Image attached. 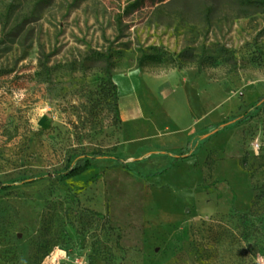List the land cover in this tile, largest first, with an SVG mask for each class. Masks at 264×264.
I'll return each instance as SVG.
<instances>
[{"label":"rangeland","instance_id":"obj_1","mask_svg":"<svg viewBox=\"0 0 264 264\" xmlns=\"http://www.w3.org/2000/svg\"><path fill=\"white\" fill-rule=\"evenodd\" d=\"M177 89L204 178L172 219L151 175ZM0 264H264V0H0Z\"/></svg>","mask_w":264,"mask_h":264},{"label":"crops","instance_id":"obj_2","mask_svg":"<svg viewBox=\"0 0 264 264\" xmlns=\"http://www.w3.org/2000/svg\"><path fill=\"white\" fill-rule=\"evenodd\" d=\"M193 94V93H192ZM175 111L168 112V123L161 128L159 125L153 132V149L155 151H165L169 157L180 155L186 156L177 163L169 166L164 171L160 169L151 175V183L158 189L160 197L165 196V200L158 199V209L162 211V215L169 218H179L185 203L176 209L166 206L170 200H174L177 195H192L194 188L203 180L204 176L200 170L193 167L195 160L186 148L190 141V133L195 123L204 117L205 113L201 105L193 101L191 93H186L182 89H177L173 94ZM164 172V173H163ZM163 173V174H162ZM183 191L177 192L178 187ZM152 191V190H151ZM157 194V191L154 192ZM158 195V194H157ZM178 215V216H176Z\"/></svg>","mask_w":264,"mask_h":264},{"label":"trees","instance_id":"obj_3","mask_svg":"<svg viewBox=\"0 0 264 264\" xmlns=\"http://www.w3.org/2000/svg\"><path fill=\"white\" fill-rule=\"evenodd\" d=\"M110 82V90H111V95L116 101L117 98V84L112 80L111 76L109 78ZM189 145V144H188ZM106 156V153L103 150H93V151H84L82 153L76 154V158L78 159L75 163L74 160L69 162L66 165V168L63 172H60L59 174L65 176V175H77L83 171H85L89 166H90V160L91 159H96L99 157H104ZM186 156H177L173 164L177 163L181 159L185 158ZM99 215H103L102 212H97Z\"/></svg>","mask_w":264,"mask_h":264},{"label":"bare ground","instance_id":"obj_4","mask_svg":"<svg viewBox=\"0 0 264 264\" xmlns=\"http://www.w3.org/2000/svg\"><path fill=\"white\" fill-rule=\"evenodd\" d=\"M121 106H122L124 116L130 119L133 118V116L136 114V111L138 109L135 99L129 94H126L122 98Z\"/></svg>","mask_w":264,"mask_h":264}]
</instances>
